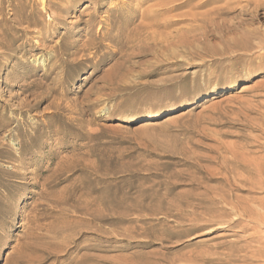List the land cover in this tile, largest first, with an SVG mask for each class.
Masks as SVG:
<instances>
[{"label":"rangeland","instance_id":"obj_1","mask_svg":"<svg viewBox=\"0 0 264 264\" xmlns=\"http://www.w3.org/2000/svg\"><path fill=\"white\" fill-rule=\"evenodd\" d=\"M156 5L0 0V264H264V0Z\"/></svg>","mask_w":264,"mask_h":264},{"label":"bare ground","instance_id":"obj_2","mask_svg":"<svg viewBox=\"0 0 264 264\" xmlns=\"http://www.w3.org/2000/svg\"><path fill=\"white\" fill-rule=\"evenodd\" d=\"M176 1H179V0H157V5H165V4H169V3H173V2H176ZM211 1V0H210ZM214 1V0H212ZM155 5V4H154ZM153 5V6H154ZM156 5V6H157ZM152 6V7H153ZM155 7V6H154ZM160 7V6H159ZM154 12V10H153ZM156 12V11H155ZM212 14L216 13L217 11H211ZM157 13V12H156ZM155 14V13H154ZM141 23V22H140ZM245 43V42H244ZM244 46V45H243ZM262 56V55H261ZM260 56V57H261ZM258 165V164H257ZM256 170V174H258V176H260L262 178V176L264 177V167H261L260 165L257 166V168H255ZM253 215V213H252ZM255 221L254 222H257L259 223L260 225H264V214L262 213L261 214H256L255 217H254ZM254 224V223H253ZM264 250V249H263Z\"/></svg>","mask_w":264,"mask_h":264}]
</instances>
